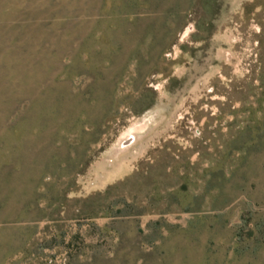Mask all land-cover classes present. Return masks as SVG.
Segmentation results:
<instances>
[{"label":"rangeland","instance_id":"obj_1","mask_svg":"<svg viewBox=\"0 0 264 264\" xmlns=\"http://www.w3.org/2000/svg\"><path fill=\"white\" fill-rule=\"evenodd\" d=\"M0 264H264V0H0Z\"/></svg>","mask_w":264,"mask_h":264},{"label":"bare ground","instance_id":"obj_2","mask_svg":"<svg viewBox=\"0 0 264 264\" xmlns=\"http://www.w3.org/2000/svg\"><path fill=\"white\" fill-rule=\"evenodd\" d=\"M150 121L148 119L132 125L128 128L122 136L119 138L118 143L115 145V149L119 151H127L131 146H133L137 141L144 140L145 135L150 131ZM147 146V145H145ZM142 147L139 150L144 149Z\"/></svg>","mask_w":264,"mask_h":264}]
</instances>
